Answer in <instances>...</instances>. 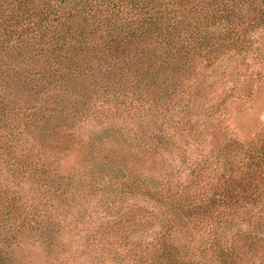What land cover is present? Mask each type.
I'll return each instance as SVG.
<instances>
[{"label": "trees", "instance_id": "trees-1", "mask_svg": "<svg viewBox=\"0 0 264 264\" xmlns=\"http://www.w3.org/2000/svg\"><path fill=\"white\" fill-rule=\"evenodd\" d=\"M244 8L260 15L257 27L262 28L264 0H0V156L8 176L27 184L20 194L0 181V238L7 230L39 228L37 224L55 217L62 221L63 209H75L58 194L64 178L60 160L74 150L82 186L78 190L85 192L84 199L120 218L103 226L102 239L111 241L126 233L121 203L130 196L149 197L159 212L170 216L156 243L129 251L137 252L133 259L125 255L132 263L249 264L264 258V212L256 218L252 208L264 211V132L253 145L231 139L221 145L219 154L225 156L229 174H219L209 159L192 163L191 151L180 143L170 147V136L193 140L198 124L183 113V104L180 109L172 101L167 105L161 101V72L191 52L206 50L220 67L215 75L205 76L206 81L210 77L224 85L229 75L225 63L238 67L243 62L250 77L248 89L235 85L230 91L248 96L253 76L263 74L264 41L252 48L248 38L252 24L242 18ZM97 69L109 75L102 92L111 94L117 106L129 102L137 115L124 117L122 126L117 115L100 111V121L114 125L87 141L71 124L52 128L58 115L54 116L55 101L50 99L75 88V83L67 85L70 76L81 71L91 75ZM235 76L239 84L242 74ZM203 80L189 96H208L214 84ZM103 81L94 79L93 92ZM143 99H150L151 105ZM85 120L92 123L97 116ZM145 120L147 132L142 127ZM135 125L141 134L131 132ZM175 151L180 168L187 166L195 177L186 185L165 168L166 155L173 158ZM158 181L161 189L154 188ZM35 192L52 196L46 203L38 202ZM245 222L251 229L245 225L247 230H232ZM54 224L56 229L60 226Z\"/></svg>", "mask_w": 264, "mask_h": 264}, {"label": "rangeland", "instance_id": "rangeland-1", "mask_svg": "<svg viewBox=\"0 0 264 264\" xmlns=\"http://www.w3.org/2000/svg\"><path fill=\"white\" fill-rule=\"evenodd\" d=\"M244 9L241 15L242 18H249L251 21L252 25L248 26V38L252 48L256 49L259 46L258 44L262 40L264 41V26L262 28L257 27L261 19L258 13H255L254 16L253 12H247V8ZM232 51H234L235 57H238L236 50ZM207 53L208 50L202 53L189 54V57H183L182 61L174 62L166 72H161V101L165 102L166 105L172 101L173 106L176 108H180L179 103L183 104V107L186 106L183 113L191 116L198 124L197 136L193 140L186 137L172 139L170 136V147L175 148L180 143L182 147L189 148L191 151L192 163L195 164L199 163L200 160L209 159L212 161L211 163H214V167L219 174L228 175L229 164L222 158L225 156L220 155L219 148L221 145L228 139L244 146L253 145L256 144L259 134L264 132V68L262 75L253 76L250 89L247 91L248 96L240 97L238 90L234 93L230 90L235 85L241 90L248 89L249 85L247 84L250 81V77L248 74L245 75L246 64L240 62L237 67L235 63L224 62L228 66L229 75L224 79V85L215 84L214 79L209 77L206 81L205 76L207 78L209 74L210 76L216 74L215 71L220 68L218 67L219 61L215 55L208 53L211 56L208 57ZM102 71L103 69L100 72L97 69L91 75L87 71L86 74H82L84 71H81L76 73L77 75L70 76V82L67 85L70 86L75 83V88H72L69 92H57L59 98L65 99H50V101H55L52 104L57 112L54 116L58 115L57 118L52 120V128L66 129L71 124L70 126L73 125L77 135L83 141H87L89 136L96 135L100 131H107L114 125L111 121H100V118H98L100 111L101 114L107 111L109 114L117 115L120 118L118 122L122 126L124 117L128 119L135 116L136 111H131L132 104L128 102L117 106V102L116 105L111 102L115 99L111 94L102 92L104 90L103 86L109 84L107 83L109 75ZM238 72L242 74L239 84L234 80ZM86 76L87 82L84 81ZM101 77L104 79L101 83L102 86L95 83L97 87L95 92H93L94 79L98 78L100 80ZM200 79H204L203 81L206 83L212 82L214 85L212 89H209L208 96L203 99L198 97V99H194V94L189 96V92L192 87L198 86ZM81 82H83V85ZM86 89H89V92ZM143 100L148 103L147 105H151V101H148L150 99ZM157 100L160 102V99ZM108 101L112 105L109 106ZM210 106L213 108L212 110L209 109ZM88 115L93 117L96 115L97 121L91 123V121L85 120ZM161 117H159V114L157 115L158 120H161ZM146 121H144L142 127H145L146 129L144 130L147 132ZM131 130H133L131 131L133 133L136 131L139 134L142 133H140L142 130L138 125L133 126ZM177 157L176 151L173 158L166 155L165 168L172 170V173H177L179 180L186 185L195 177L191 176V170H188L187 166L183 169L180 168L177 163L179 157ZM78 159L77 153L73 150L72 154L60 160L62 162L59 166L61 167L60 173L62 171L60 176H64V178L60 187H58V194H62L70 200L76 210L73 209V211L67 212V210L63 209L64 214H66L62 221L54 216L56 219L47 220L40 225L37 224L39 228L28 229L30 225L25 230L12 229V231H5L0 238L3 241H0V255L2 256L3 264H131V260L137 252H132V254L129 251H133L137 247L144 250L156 243L161 235H164L167 226L166 220L170 216L162 214L164 211L159 212L160 210L156 209L158 207L154 204V200L149 197L130 196L127 201L121 203L122 207L127 208H124L125 213L123 216V225L126 233L120 232L119 237L115 240L107 241L102 239L103 226L107 223L114 224L120 218L116 215L111 217L95 202L84 199L85 192L78 190L82 188L78 184V172L76 171V161ZM4 164V159L0 156V170H3V172L0 171V181L5 183L11 190L19 191L20 194L23 193L22 191L27 188V184L20 179L8 176ZM72 166H74L75 170L71 169ZM94 175L90 174V177ZM16 185L22 188L18 190ZM43 187L44 189L49 188V186ZM161 187L158 181L154 188L161 189ZM29 190H31L30 187H28ZM33 196L36 197L38 202L46 203L52 195L35 192ZM31 199L32 197L28 198V200ZM128 203L134 206L133 210ZM137 207H140V209L142 207L143 210L138 211ZM251 207L248 205L247 209H251ZM252 208L254 209L253 217L260 216V212H264L259 211L257 208ZM80 209L81 212H79ZM55 222L60 223L57 229ZM33 223L32 226L34 227L35 222ZM245 225H248L247 222L242 224V227L234 225L232 230H247ZM249 228L251 229L250 226ZM232 230L230 229L231 232ZM95 241L99 243V246H95ZM125 255L132 256V259L130 260V257H125ZM249 264H264V258L261 257L259 261H251Z\"/></svg>", "mask_w": 264, "mask_h": 264}]
</instances>
